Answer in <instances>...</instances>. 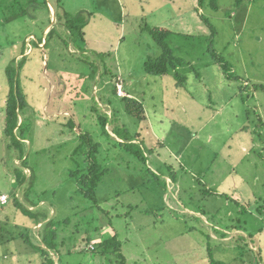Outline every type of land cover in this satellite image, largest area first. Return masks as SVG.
Returning <instances> with one entry per match:
<instances>
[{
	"label": "rangeland",
	"instance_id": "1",
	"mask_svg": "<svg viewBox=\"0 0 264 264\" xmlns=\"http://www.w3.org/2000/svg\"><path fill=\"white\" fill-rule=\"evenodd\" d=\"M49 1L59 3L61 10L57 11V14L60 16L64 12L72 16L90 14L83 27V40L75 44L79 48L77 50L72 41H69V46L67 45L70 38L65 36L57 38V34L62 35L64 27L62 21L55 19L52 7L49 8L50 11L44 7L30 10L28 16L7 24L0 20V121L4 120L5 99L8 92L5 71L7 67L12 66L16 69L18 88L25 98L27 97L26 102L29 107L25 110H28L29 121H26L25 135L32 142L33 147L30 154L25 148L22 150L23 157L24 153L26 158L28 156L27 162L34 175L33 180L23 188H25V196L30 197L35 204L41 206L39 203H44L40 208L45 210L33 213L36 216L46 215L48 206L53 205L54 211L49 219L51 225L47 231L53 247L61 252L59 264H117L115 259L105 258L98 251H94V245L101 242L102 238L106 239L114 235L121 242L120 254L125 259V264H208L210 261L208 251L201 247L204 244L202 230L188 232L191 224L182 214L184 209L181 205L195 209L194 211L199 208L205 212L211 211L212 208L219 209L223 214L231 211L234 222L224 220L223 222L234 227L240 219L237 217L240 215L238 207L234 203L230 202L223 207V200H208L202 196L200 191L203 193L204 187L197 186L193 192L190 190L192 193L189 191L183 195L184 184L179 183L186 184L190 172H199L195 169L189 170L190 172L182 170V163L189 168H202V164L208 166L211 163L210 155L205 153L198 161L191 156L193 155L191 153L177 158L161 147L156 150L159 158L157 155L155 157L154 152L151 155L152 152L148 150L149 135L143 132L141 137L144 141L141 148L147 152L148 159L152 158L153 168L163 174V177L157 175L162 182H165L167 189L162 198L166 207L160 213L148 212L152 204L157 202H153L151 198L153 188L146 178L150 180L152 178L147 169L128 153L113 146L111 138L104 136L83 111L87 110L88 106L93 108L97 107L95 105L97 104L101 107L100 104L109 103L113 106L109 108L114 112L117 121L127 132L123 135L124 138L127 140L139 137L144 127L141 121H138L128 110L120 109L118 115L116 114L114 106L124 102L116 98L114 83H110L109 80L119 68L124 79L123 91H127L128 85H132L136 91L134 93L139 97L145 95L147 106L150 105L153 109H155L154 105L160 109L161 96L170 97L166 91L173 97V89L168 85L171 81L170 72L173 70H169L166 75H160L163 79L156 80L158 83H155V80L149 81L150 76H156L145 75V64L150 57L145 55H149L156 48L148 29L157 27L160 20L175 12L178 6L181 10L177 12L180 14L176 23L181 19L185 20V23H182L180 28H174L173 25L172 27L168 25L167 28L158 27L179 31L166 40L168 45H171L174 64L177 65L179 61L175 73L183 75L185 79L182 83L184 89L179 91V96L184 98L191 93L194 102H199L198 99L203 92L200 84H206V90L212 98H217L216 94L219 92L213 88V76L207 75V70H221L223 64L217 62V58L227 63L229 70H233L227 72L231 80L229 92L233 88H242L241 94L245 101L243 108L248 110L247 124L250 123L249 127L253 130L255 142L260 143V148L252 152L237 170L252 165L261 171L260 182L253 191H257L258 198L264 199L262 174L264 157L263 159L258 157L264 148V92L253 89L255 85L264 86V0H245L241 4H235L234 0H217L216 10L208 6L209 0H205L202 16L197 11L198 0H119L121 6L127 10L123 24L115 22L117 12L113 0ZM40 2L42 3L43 0ZM170 2L171 5H177L176 8L168 9ZM162 3L167 6L158 7ZM191 5L194 7L193 10ZM47 27L53 29L54 33L47 39L48 45L42 50L37 48L35 43L41 38H47V33L50 31L46 29ZM121 30H124L122 34ZM64 41L67 44L63 43ZM25 49L30 52L32 49V53L16 59ZM159 55L160 52L156 57ZM114 56H117V59H114ZM182 70H189V73ZM108 81V85L105 86ZM96 82L98 86L102 85L104 88L103 91L99 89L97 95L93 92ZM244 82L249 84L248 89L244 87ZM52 83L55 87L50 91ZM164 86L166 89H163ZM252 90L256 93L253 96ZM73 97L75 99H72ZM95 99L98 101L96 102ZM171 99L167 101L164 116L159 119L163 120V125L153 116L150 120L158 131L160 128L167 131L168 139L165 143L173 147V153H177L179 146H183L188 137L187 132L180 127L196 129L202 123L199 117L206 116L199 114L194 118L193 113L191 115L180 107L169 106ZM59 110L73 116L82 131L91 134L101 145L102 157L99 161L109 170V174L104 177L97 190L96 199L101 209L95 207L92 201L83 198L78 193L75 180L69 178L71 170H75L78 166L83 169L86 165L83 155L75 154L79 144L76 131L71 132L67 127L64 134L58 135L62 129L59 125H62L63 117L57 120L51 119L50 116ZM223 121L226 122V119ZM187 122L190 125H185ZM40 124L38 133L36 125L40 126ZM213 128L218 130L220 126L215 123ZM108 130L111 131V128ZM260 133L262 138H259ZM136 140L138 144L139 140ZM0 147V189L2 193L12 197L10 192L15 186L11 185L9 179L4 178L2 156L5 155L4 161L10 166L11 153L15 150L10 147L8 152L1 142ZM157 165L161 168L158 169ZM149 168L151 169V166ZM240 172L247 174L251 171ZM13 173H15L14 169ZM169 176L176 177L175 185L179 184L180 189L179 186L177 188L174 185ZM194 177L199 180V176L194 175ZM8 183L11 184L7 185ZM153 184L158 185V182L154 181ZM190 185L191 182L186 187ZM114 191H118V194L111 197ZM242 193L244 194V191ZM182 199H186V204L182 203ZM260 216L264 219L263 215ZM242 219L247 221L245 226L248 229L251 222H257L258 228H262L263 234L253 239V242L256 246H258L257 242H260L261 260L264 261V222L256 214H248ZM24 220L30 225L37 222L29 217L19 218L17 222L22 223L21 226H27ZM199 227L207 228L204 224ZM29 237L33 239V235ZM89 243L93 244L89 245ZM212 245L210 252L215 261L224 264H242L239 256L237 259H232L229 248L224 245L221 247ZM92 247L94 250H91ZM243 251V261L246 263L250 258L248 254L252 252L250 253L245 241Z\"/></svg>",
	"mask_w": 264,
	"mask_h": 264
},
{
	"label": "crops",
	"instance_id": "2",
	"mask_svg": "<svg viewBox=\"0 0 264 264\" xmlns=\"http://www.w3.org/2000/svg\"><path fill=\"white\" fill-rule=\"evenodd\" d=\"M113 2L116 5L115 8L117 12L116 14L117 21L115 22L116 24L117 23L123 24V20L126 19L127 17L126 15L127 10L121 6L119 0H113ZM53 3H57V1ZM164 6H167V5L165 3H162V4H159L158 7L162 8ZM176 6L177 5H171V2H170L168 9L170 10L174 9L176 8ZM191 6H192L191 9L193 10L194 7L193 5ZM197 6L199 7V5ZM49 8L51 9V6H49ZM180 10L181 9L177 6V9L175 10L176 13L173 12L169 16L166 15L164 19L160 20V24L157 25V27H153V28H159L158 26L166 27L168 25H171V27L173 25L174 28H180V25L182 23H185V20L183 19H181L178 23H176V20L180 14V12L179 13L177 12ZM197 11H198V14L202 16L203 12L200 7L197 8ZM54 17H55V12H54ZM174 19L175 21L173 22ZM46 29H48L49 31L50 27H47ZM124 30L123 31L121 30V34L124 32ZM169 31L172 34L169 36V38H171V36H174L176 32H179L174 29L169 30ZM45 34L46 33H44V35ZM36 43H39V42H36ZM44 44L45 42L43 39L42 43L38 44L39 48L44 50L45 49ZM154 45L156 46V44ZM157 51L160 52V55H161V50L156 46V48L152 51V53H150L149 55L147 54L145 56L146 57L150 56L149 60H155L160 56L159 55L158 57H156L158 53ZM29 53L30 54L32 53V49H31V52L28 49H25L24 52H22L20 55L16 57V59H19L21 56H24L25 54L29 56L30 55ZM116 57L117 56H114V59H117ZM182 71L189 73V70H182ZM229 71L231 72L233 70H229ZM146 72H145V75H147V77H149V75H153V74H149ZM175 72H176L175 70L170 72L169 79L171 81L168 84L173 89V97L169 94L168 91H166V93L172 99L168 97L167 95L161 96L160 101L162 105L161 104L159 105L160 109H157L155 105H154L155 109L151 108L150 105L147 106V103L145 102V95H143L142 97H139L137 93H134L136 91L132 87V85H128L127 91H123L124 83H122V81L124 79H123V75L120 72L119 68H117L116 74L112 75L109 81L112 84L114 83L117 99H120V100L122 99V101L123 99L135 100V101H139V103L142 105L144 120L141 121V124L144 127L143 129H141V133L139 134L140 139L138 143H141L140 146H142V141L144 140L141 137V135H143V132H146L147 136L149 135L148 143L150 144V149L148 150L152 152L150 153L151 155H153V152H154L153 156L156 157L157 155V157L159 158V155H158L159 153H157L156 150L160 149L161 147L165 148L168 154L169 153L174 154L175 156H177V158H182L183 155L187 153H191L193 154L191 156L196 161H198L199 158L203 154L206 153L210 155L211 163L208 166L202 164V168L200 167L199 168H196V167L189 168L187 167V165H183L182 163V166H181L182 170L189 171V170L195 169L199 172V173H194L193 171L192 172L189 171L191 174L189 175L190 178L188 182L186 184L181 183V182L179 183L180 185L184 184L185 189H184L183 195H186L187 192H189L190 190L193 192V190H195L197 186H200L201 188L204 187L206 190L212 192V195H207L206 199L217 200V201L223 200V204H222L223 207H226V205H228V203L230 202L234 203L238 207V214L240 215L237 217H239L240 219L237 223V226L234 227V226H231V224L227 225L226 223L223 222V220L229 221V222L231 221L232 223L234 222L233 220L235 219H232L233 213L231 211H228L225 214H223L220 212L219 209L216 210L211 207L212 208L211 211L206 210V213L204 215H201V213L195 212L194 211L195 209H191L190 207L188 208L185 205H181L182 209H184V213L182 214L188 218V220L190 221L191 227L195 229L198 228L200 231L202 230L201 236L204 239V244L201 247L203 249L204 248L207 249V245H209L210 248L213 246L212 244H215L216 246H220V247L221 245H224L226 248H229V251L232 253V259H237V257L239 256V260L242 264H257V263L264 264V261L261 260L260 242H257L258 246H256L253 242V239H256L258 235L263 234L262 228L261 227L258 228L257 222H251L249 223V229H248L245 226L247 224V221L245 219H242L248 214L250 215L256 214L258 215L259 219L262 222H264L263 217L260 216V215L264 216V211L263 210L260 211V206L261 207L263 206L262 203L264 202L262 201H264V199L258 198L257 191H253L254 188H257V185L260 182L259 174L261 171L257 170V167L252 166V165H250L248 168L240 170V171H246V172L251 171L250 173L244 174L243 172H240L237 170L239 167H241L243 162H245V159L250 154H252V152L260 148L259 147L260 143L258 141L255 142L254 140L253 130L250 129L249 127L250 123L247 124L248 110L243 108L244 107L243 104H245V101L243 100V97L241 94L242 88L241 89L240 87L233 88L231 92H229L228 87L231 82V80L229 79L230 76L227 75V73H225L224 70H222V68L221 70H207V75L210 74L213 76L214 86L213 85L212 86L217 92H219V94H216L217 98H212L209 91L206 90L207 85L200 84L202 86L203 92L201 93V98L198 99L199 102H194V97H193V94L191 93L185 95L184 98L179 96V91L184 89V87H182L183 86L182 83L184 82L185 79H184V76L181 75L182 79L180 82L182 85L178 86L177 81L173 76ZM153 76H156V77L150 76L149 81L155 80L154 82L158 83V81L156 80L163 79L159 75L158 76L153 75ZM140 77H142V75ZM187 80L188 79H186V82ZM109 81L105 84V86L108 85ZM97 84L98 83L96 82L93 86V92H95V95L98 94L97 92L99 91V89H102V91L104 89L102 85L98 86ZM244 84H245L244 87L248 89L249 84L247 82H244ZM119 85L121 86V90L123 92L122 96L119 95L117 92L119 89L118 88ZM54 87L55 85L54 83H52L50 86V91L53 90ZM163 89H166V87L164 86ZM254 94L256 93L253 91L252 96ZM72 99H75V97H73ZM169 99H171V101L169 102V106L180 107L183 111H185L186 113H190L191 115L193 113L194 118H197L199 114H203L206 116L205 118H203V116L199 117L200 122L202 123L199 126H197L196 129L192 127V130H189L188 128L180 127V129H183L187 132L188 137H186L185 139L186 141L185 144L183 146H179L177 153H173V147H170L169 145L165 143L168 139V136H166L167 131L166 130L163 131L162 128H160L158 131L154 127L153 122L150 120V117L153 116L157 118L158 123H161L163 125V120L161 119L160 121L159 119L164 116L167 110V101ZM97 101L98 99L96 100V102ZM123 102L124 104H116L114 106L116 108L117 115L120 109L124 111L128 110L126 107L125 101ZM100 106L102 107V108L100 107L102 109L101 111H103L111 120V123L108 124V126L106 127L107 130L108 128H111V131L108 130L112 138L111 140L120 142V140L112 133L114 129L117 130L118 128H123L122 124L121 125L119 124L116 117L112 116V111L109 107H113V106H111L109 103H106L105 105L100 104ZM26 107L28 108L29 105L27 104ZM103 107H105V109ZM171 108L172 107H170V109ZM199 109L201 111H199ZM84 112L88 114L87 116L89 117V121H91L98 128L97 119L92 110V107L88 106L87 110L83 111V113ZM24 113H25L24 116L26 120L29 121L28 110L25 111ZM52 115L53 116H50L51 119L56 118L58 120L63 117L62 125H59V127H62V129L59 131V134H58L59 136H61L62 133L63 134L65 133V128H67V123L68 121H71V120L76 125L73 131L75 130L79 131L76 128H77V125L80 126V124L79 123L77 124L74 121L75 118L71 116L70 114H68L66 111L59 110L57 113H54ZM184 118L187 120V117L184 116ZM223 119H226V122H224ZM22 122H23V118L19 116L18 124L21 125ZM32 122H34V120H32ZM188 122L185 125H190ZM3 123H4V120L3 121L1 120L0 121V142L5 146L7 151L10 152L8 150L9 148L7 145L8 140L6 139L5 134L3 132V128H4ZM215 123H218V126H220V129L215 130V128H213L215 126ZM36 127L39 133L40 130L38 129H40L41 124L40 126L36 125ZM80 129L82 130V128ZM160 131H163V133H160ZM15 132H17V130ZM259 136H258L259 138H262V133H260ZM24 138L25 139L21 140L23 143V149L25 148L26 152L30 154L33 148L32 142L28 138H26V135ZM215 140L216 142L214 143ZM182 141H184V139H182ZM19 155L20 154L17 150L11 153L10 166L7 165V163L4 161L5 155L2 156V164L4 166L3 175L5 174L4 178L9 179L10 182L12 183V184L8 183L7 185L11 184L12 186H15V187H12L13 189L10 192V195H13L12 197H9V195L2 193L0 189V194L7 195L9 197L8 204L3 207H0V264H43L44 257L41 255L40 249H44L45 251H48L50 258L52 259L54 264H59L61 260V252L59 250L57 252L50 251V249L46 248L45 244L42 243L43 242L42 235L46 231L44 228L46 227V229H48L49 228L48 225L51 223L49 219H50L51 214L54 211L53 205L48 206L49 210H46L47 212L46 215L39 214L38 216H36L35 214H33V213L38 212L39 210H45V209L40 208L41 206H44L43 205L44 203L40 202L39 204H41V206H39L38 204H35L34 201H32L30 197L27 198L25 196L26 193H25V188H23V186L29 184V180L33 172L27 162L28 156L26 158L25 153H24V157L21 159ZM0 156H1V147H0ZM146 156L148 159V154H146ZM258 157L263 159L264 148H263V151L260 152V156ZM24 161L27 162L26 166L22 164ZM217 161H218V165L216 166ZM148 165L151 166L152 170L156 171L153 168L152 158L148 159ZM157 167L158 169L161 168L160 165H157ZM263 167H264V164H263ZM16 168H21L23 175L26 177V180L23 185H18L17 183L16 175L15 173H13V169L16 170ZM262 174L264 177V173ZM194 175L196 177L199 176L198 181L196 180ZM190 182H191L190 187H186V185H189ZM179 184L177 186H179V189H180ZM242 191H244V194L242 193ZM200 194H202L201 191H200ZM182 203L186 204V199H182ZM251 204H254V205H251ZM28 217L32 220H36L37 222L31 223L32 225H30V223H27L24 220L27 226H21L22 223L17 222L19 218L22 219V218H28ZM39 218H41V220H39ZM201 224H204L205 226H207V228L202 229L201 227H199V225ZM25 235H29V236L33 235V239H31L28 236V239L25 240V238H23ZM206 235L210 238V241L205 239ZM244 241L247 243V248L249 249L250 253L252 252L251 254H248L250 255V258L248 259L246 263L243 261ZM90 244H93V243H90ZM35 247H37V249ZM257 259H259L260 261H258Z\"/></svg>",
	"mask_w": 264,
	"mask_h": 264
},
{
	"label": "trees",
	"instance_id": "3",
	"mask_svg": "<svg viewBox=\"0 0 264 264\" xmlns=\"http://www.w3.org/2000/svg\"><path fill=\"white\" fill-rule=\"evenodd\" d=\"M205 0H198V5L201 9ZM235 4H241L245 0H234ZM216 2L217 0H209L208 6L212 9L216 10ZM44 5V6H43ZM49 6H51L54 9L55 17L58 19V21H62V25L64 27V30L61 32L62 35L57 34V38L60 37H67L70 38L68 40V44L66 41L63 43H66L69 46V41H72L75 48L78 50V46L76 47V43L80 40H83V27L85 26L86 22L88 21V18L90 17V14H78L76 16H72L64 12L61 16L57 14V11H60L61 8L59 7V3H50L49 0H43L41 3L40 0H0V20H2L4 23H10L12 21H15L19 18L26 17L29 15V11L36 10L38 8L44 7L45 9L49 10ZM4 7V8H2ZM4 10L10 11V13H6ZM149 34L151 35L153 41L155 42L156 46L161 50V55L155 59V60H149L145 64V70L149 74L153 75H166L168 74L169 70H177V65L174 64L175 58L173 57V51L166 42L167 38L171 35V32L165 29L160 28H150L148 29ZM54 33V30L51 29L47 33V38L45 40L44 48L48 45L47 39H49ZM42 38L38 42L42 43ZM35 43L37 48H39L38 44ZM40 49V48H39ZM217 62L222 63V70H224L225 73L229 71V66L227 63L222 61V59L217 58ZM19 69V67H18ZM16 69L14 67L9 66L6 68V77L8 81V92L5 99V114H4V128L3 132L5 134L6 139L8 140V148H13L19 152V156L22 159L23 158V143L22 139H25V132L27 130L26 125V118H25V109H26V98L25 95L19 90L17 85V74ZM174 78L177 81L178 85L181 84V75L178 73H174ZM235 77V76H233ZM253 89L255 91L262 90L264 92V86H253ZM114 94L116 95V89L114 87ZM126 103V107L128 111L138 120L143 121L144 120V114H143V108L142 105L135 101V100H128L123 99ZM97 107H93L92 110L96 116L98 129L99 131L106 136L107 138H111V135L109 134L107 130L108 124L111 123V120L109 117L101 111L102 109L98 107L97 104H95ZM19 116L23 118V122L21 125L18 124ZM112 116L116 117L114 112L112 111ZM25 120V121H24ZM67 127L70 129V131H73V129L76 127L75 123L71 120L68 121ZM76 133L78 134V147L75 151V154H82L83 159L85 162L86 167L81 169L79 166L75 170H71L69 172V178L75 180L77 183V190L78 193L85 199H88L89 201H92L94 203V206L101 209L98 205V201L96 199L97 190L100 186V184L103 182V179L106 175L109 174L108 168H105L99 159L102 157L100 153V143L96 142L93 139V136L87 132H83L80 127L77 125ZM17 130V132H15ZM119 140L113 141L112 145L118 147L121 151H124L128 153L131 157H133L136 161L139 162V164H142L147 169V172L151 176V180L147 177L146 179L149 182V185H152V201L157 202L152 204L148 210V212H156L160 213L164 207H166L163 203V195L167 192L166 184L165 182L161 180L160 177H158L157 174H160L159 170L150 169L148 167V159H147V152L144 151L143 148L137 144L136 139L138 138H130L125 139L123 135H126V131L124 128H118L117 130H113L112 132ZM112 139V138H111ZM24 166H26L27 162L24 161L22 163ZM23 166V167H24ZM16 180L18 185H23L26 177L23 175V172L20 168H16L15 170ZM161 177H163V174H160ZM33 173L29 180V183L31 180H33ZM170 180L173 183H176L177 179L176 177L169 176ZM154 181L158 182V185H154ZM138 190V189H137ZM131 191V190H130ZM118 192V191H117ZM117 192H112L111 197L117 196ZM204 197H207V195H212V192L205 189V191L202 193ZM108 202V201H107ZM16 203V201H15ZM18 204V203H17ZM153 207V208H152ZM264 211V205L260 206V211ZM195 212L201 213V215H204L206 212L199 208ZM195 220V219H194ZM187 224V223H186ZM51 223L48 225L50 226ZM190 226V225H189ZM46 231L42 235V243L45 244L46 248L50 249V251L57 252L58 249L54 248L51 239L49 238L48 231L46 227L44 228ZM188 232H194V231H200L198 228H190L188 229ZM205 235V234H204ZM29 235H25L23 238L25 240L28 239ZM207 240L210 241V238L206 235L205 236ZM103 240L96 245H94V248L92 247L91 250L98 251L100 255L104 256L105 258H113L116 260L117 264H125V259L120 254V246L121 242L118 240V237L116 235L111 236L109 238H102ZM90 244V243H89ZM96 246V247H95ZM37 249V247H35ZM207 251H208V258H209V264H224L219 261H215L213 259V256L211 255V250L209 245H207ZM41 255L44 257L43 264H54L52 259L50 258L49 252L45 251L44 249H40Z\"/></svg>",
	"mask_w": 264,
	"mask_h": 264
},
{
	"label": "built area",
	"instance_id": "4",
	"mask_svg": "<svg viewBox=\"0 0 264 264\" xmlns=\"http://www.w3.org/2000/svg\"><path fill=\"white\" fill-rule=\"evenodd\" d=\"M118 94L119 95H123V92H122V90H121V86L119 85L118 86ZM8 202H9V197L7 196V195H3V194H0V207H3V206H5V205H7L8 204ZM257 264H261V263H257Z\"/></svg>",
	"mask_w": 264,
	"mask_h": 264
}]
</instances>
